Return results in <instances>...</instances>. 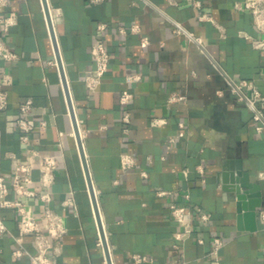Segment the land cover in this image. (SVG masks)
<instances>
[{"label": "crops", "instance_id": "1", "mask_svg": "<svg viewBox=\"0 0 264 264\" xmlns=\"http://www.w3.org/2000/svg\"><path fill=\"white\" fill-rule=\"evenodd\" d=\"M6 1L0 11L11 12L15 23L3 38L17 57H0V86L8 96L0 110V171L8 181L15 163L29 164L28 187L39 192L41 159L53 156L51 207L68 228L53 264H106L42 0ZM46 1L112 264H133V253L147 257L143 264H213L209 250L216 236L224 242L221 264H264V101L255 105L261 115L255 120L253 109L228 88L229 80L245 79L244 94L253 87L264 96V50L253 46L261 34L251 14L234 7L243 0ZM201 12L211 20H199ZM99 23L105 24L101 30ZM187 32L201 37L203 46ZM97 38L110 59L89 91L82 78L93 65L90 47ZM133 73L141 78L128 82ZM123 91L132 93L125 105L119 102ZM171 93L185 100L169 103ZM26 99L32 108L23 118L32 129L23 141L26 132L15 121ZM153 118L165 122L153 125ZM122 153L135 158L131 168H120ZM238 159L260 185L254 231L237 228L234 196L217 176L224 161ZM186 193L210 219L186 215L193 232L179 240L169 205H185ZM69 196L75 206L64 205ZM10 197L17 195L10 191ZM19 198L40 213L37 197ZM0 217L6 226L0 264H30L34 246L29 236L18 241L16 212L0 208ZM18 245L24 254L12 260Z\"/></svg>", "mask_w": 264, "mask_h": 264}, {"label": "built area", "instance_id": "2", "mask_svg": "<svg viewBox=\"0 0 264 264\" xmlns=\"http://www.w3.org/2000/svg\"><path fill=\"white\" fill-rule=\"evenodd\" d=\"M195 4L200 5L199 1H195ZM7 5L6 0H0V8H5ZM234 7L237 9H243L251 14L252 21L257 31L261 34L258 39L253 41V46L264 50V0H243L234 3ZM199 20H211L210 15L205 12H201L198 16ZM15 23L14 15L6 10L0 11V57L4 60H13L17 55L8 47L3 35H5L10 27ZM104 23H99L97 28L103 29ZM135 29V26H133ZM120 32H124V29L120 27ZM175 31L178 32L176 29ZM188 40L196 42L199 47L203 46L202 38L194 35L192 32L186 33ZM148 43V40L143 37L142 44ZM90 54L92 58V67L84 72L82 81L89 91H94L101 82V79L107 70L109 63V53L106 49L105 43L101 38H97L90 47ZM128 82L138 81L141 76L140 73H133L127 75ZM248 85L245 79L229 80L228 88L230 92L236 94L240 100L245 101L251 109H253V118L260 120V110L255 108L257 102H263L264 96L256 88H251V95L244 94L242 89ZM132 98V93L129 91H123L119 96V102L123 105L127 104ZM184 95L179 93H171L168 97V102L173 103L176 101H184ZM8 104L7 91L0 86V110H3ZM32 108V101L26 99L24 102L18 105L19 117L16 119V125L26 133L21 136L23 141L27 139V133L32 129V125L28 124L23 115L28 113ZM122 121L129 123V114L125 113L122 117ZM153 125H161L165 122L163 118H153ZM181 126V123H180ZM258 130L261 129V125H257ZM127 131V128L124 129ZM183 132H180L178 136H182ZM175 140V136H171L167 140V145H170ZM120 168L126 170L131 168L135 164V158L129 153H122L119 159ZM55 165V158L51 155H45L41 159L40 164V191L37 192L33 188L28 187L30 182L29 172L31 166L27 163L17 162L12 169V177L10 180H6L4 175L0 171V208H11L17 214L18 241L22 237L29 236L34 246V252L29 254L30 264H53V255L58 250L57 244H59L61 238L66 234L68 228L66 224L65 216L56 212L51 207V170ZM199 172H203L201 166L198 167ZM141 175L145 176V172H141ZM10 191H14L17 195L16 198L10 197ZM159 195L165 194V191H159ZM37 197L41 205V211L39 214L34 212L33 207L24 202L19 197ZM189 193L185 194V205H177L171 203L169 205L171 216L177 221L180 226V230L175 233V238L184 240L191 236L193 232V226L190 219L186 218V215L191 216L192 219H198L202 222H207L210 219V213L200 209L197 206H192L189 202ZM64 205L74 204V198L69 196L65 199ZM260 220L264 223V211L259 213ZM6 229L4 220L0 217V234ZM201 241L200 239H198ZM54 243V246H53ZM101 244L100 238L97 241ZM224 242L218 236L213 238L212 245L209 250V256L212 259L213 264H221L219 259V250L223 246ZM24 254V250L21 245H18L11 251V259L15 260ZM133 264H143L148 259L145 255L140 253H133L131 255Z\"/></svg>", "mask_w": 264, "mask_h": 264}, {"label": "water", "instance_id": "3", "mask_svg": "<svg viewBox=\"0 0 264 264\" xmlns=\"http://www.w3.org/2000/svg\"><path fill=\"white\" fill-rule=\"evenodd\" d=\"M45 16L47 19L49 33L53 42L54 53L58 69L60 72L62 84L64 87L65 95L68 102L69 113L72 119L73 130L77 142V147L80 153L84 175L87 181L88 191L91 197V202L99 230V236L101 240V245L104 250V256L106 264H112L109 248L107 245V240L105 236V231L103 223L101 220L98 203L93 188L92 180L90 177L89 168L85 158V153L83 149V143L80 136L78 124L73 110L72 101L69 95L68 85L63 69V64L61 61L60 52L57 46V41L53 29V24L51 21V16L49 13V7L46 0H42ZM217 176L221 182V188L224 191L230 192L234 196L235 200V210H236V224L238 229H246L249 231H254L257 229L256 223V209L261 205V192L260 185L250 180L249 173L244 171L242 168L241 160H227L221 164L220 170Z\"/></svg>", "mask_w": 264, "mask_h": 264}]
</instances>
